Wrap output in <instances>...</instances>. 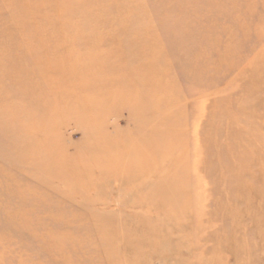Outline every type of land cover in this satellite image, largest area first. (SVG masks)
<instances>
[{"label":"rangeland","instance_id":"1","mask_svg":"<svg viewBox=\"0 0 264 264\" xmlns=\"http://www.w3.org/2000/svg\"><path fill=\"white\" fill-rule=\"evenodd\" d=\"M0 87V264H264V0H0Z\"/></svg>","mask_w":264,"mask_h":264},{"label":"bare ground","instance_id":"2","mask_svg":"<svg viewBox=\"0 0 264 264\" xmlns=\"http://www.w3.org/2000/svg\"><path fill=\"white\" fill-rule=\"evenodd\" d=\"M126 1V0H125ZM121 16V15H120ZM186 22V21H185ZM113 44H115V47L118 45V42L114 41ZM23 46V45H21ZM112 46V45H111ZM24 49V46L23 47H20V51L22 52ZM27 53L29 52H32V48H29L28 50H26ZM70 58V57H69ZM71 60V59H70ZM84 76V75H83ZM131 76V75H130ZM134 80V79H133ZM1 88V87H0ZM101 126V125H100Z\"/></svg>","mask_w":264,"mask_h":264}]
</instances>
